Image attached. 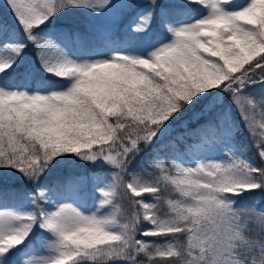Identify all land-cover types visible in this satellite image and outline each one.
I'll use <instances>...</instances> for the list:
<instances>
[{
	"label": "snow or ice",
	"instance_id": "obj_1",
	"mask_svg": "<svg viewBox=\"0 0 264 264\" xmlns=\"http://www.w3.org/2000/svg\"><path fill=\"white\" fill-rule=\"evenodd\" d=\"M4 4L23 39L10 38L0 21V182L19 176L33 187L26 207L0 210V264H20L22 249L45 235L47 254L23 264H264V209L237 207L256 191L264 195V0H129L128 38L86 58L44 30L71 28L54 21L71 11L114 10V0ZM182 11L189 18L174 23ZM157 20L165 35L153 41ZM32 46L62 87L39 92L15 83L28 72ZM224 99L259 163L231 143L229 114L218 115ZM193 123L199 147L223 144L220 158L164 153L173 131ZM142 156L150 180L130 171ZM81 163L113 170L91 212L56 202L41 183L60 165Z\"/></svg>",
	"mask_w": 264,
	"mask_h": 264
},
{
	"label": "trees",
	"instance_id": "obj_2",
	"mask_svg": "<svg viewBox=\"0 0 264 264\" xmlns=\"http://www.w3.org/2000/svg\"><path fill=\"white\" fill-rule=\"evenodd\" d=\"M149 0H140L141 4H147ZM167 2V0H164ZM237 3L243 2V0H236ZM138 11V10H137ZM196 14L192 12L191 15ZM190 13L188 11H182L174 14L171 20L174 22L179 18L188 19ZM133 17V10L130 9L123 13L120 17L112 19L108 22H97L88 10H76L67 14H61L57 18H54L56 25H68L72 27H52L45 29V33L50 35L53 39L60 40L61 42H69L70 50L73 54H77L79 50L84 53H89L93 50L103 48V46L110 39L124 40L128 38V25ZM0 21H7L9 28V36L12 39H23L19 27L16 25L13 16L7 9L3 0H0ZM165 35L164 29L161 27L159 20L156 21L155 26L152 29L153 41L162 39ZM36 48L32 46L27 55L28 72L24 76L16 80L15 83L21 87L27 88L30 91H51L57 90L62 87L65 81L49 76L43 72L40 64L36 58ZM257 100L260 99V90L256 89L253 93ZM229 114L227 121V127H230L233 131L231 137V143L236 148L245 152L246 156L251 158L254 162L259 163L257 156V149L254 146L255 142L250 134L240 124L237 110L232 106L230 99H224L222 101V108L219 114L223 112ZM219 123V120L216 121ZM200 127L193 123L190 127L184 126L176 128L171 137L166 141V147L164 153L167 155H180L187 159L185 150L187 147L200 142ZM218 130V135H219ZM214 147L223 153V144L217 142ZM148 156H142L137 158V161L130 166V171L141 177L143 180H150L148 175L151 169L148 167ZM113 170L109 166L104 168H91L83 163L79 165H60L56 170H53L50 174L46 175L41 183L43 186L53 189V198L65 197L72 192H76L84 201V205L88 206L91 202L92 190L90 179L101 176L105 173L111 174ZM130 177L126 176L125 179ZM32 182L26 181L19 176H13L7 182H0V206L22 208L27 206L26 194L32 189ZM145 199H151L150 194H143ZM121 208L125 213H130L128 201H118ZM237 207L253 208L257 211L264 209V195H261L259 191H256L254 195L248 196L240 201ZM145 225H142V227ZM139 238V237H138ZM146 240L160 241L159 237H145ZM28 250L22 249L21 254L18 257L20 264H23L24 253Z\"/></svg>",
	"mask_w": 264,
	"mask_h": 264
},
{
	"label": "rangeland",
	"instance_id": "obj_3",
	"mask_svg": "<svg viewBox=\"0 0 264 264\" xmlns=\"http://www.w3.org/2000/svg\"><path fill=\"white\" fill-rule=\"evenodd\" d=\"M4 1V0H3ZM114 2L119 4V7H117L114 10L102 12L101 14H93L95 20L97 22H108L112 19L120 17L123 13L130 10L126 4L129 2V0H114ZM132 2L140 3V0H132ZM139 11V10H138ZM10 12V11H9ZM196 15V14H194ZM185 20V18H179L175 22ZM56 42L68 53L75 56H80L83 58H86L87 54L78 51V53L75 55L70 50V44L69 42H61L60 40L55 39ZM42 92V91H39ZM48 92V91H46ZM199 143L193 144L192 146H189L186 148L185 153L187 155V159H195V157L200 156L202 158H220L223 153L218 151L214 146L210 148H201L199 147ZM111 174L105 173L101 176H98L96 178L90 179L91 184V190H92V198L91 202L88 206L84 205L83 199L76 193L72 192L68 194L65 197H55L53 198L56 202H67L72 203L74 206H79L86 212L95 211L96 207L98 206L99 200L101 199V195L98 192V188L102 187L105 183L108 182V179L110 178ZM8 208L13 209L12 207H0V210ZM103 211V210H102ZM50 237L48 235H45L43 237H38L36 240L33 241L31 245H29L28 250L24 253V260L28 259L29 257H35L39 258L43 255H46V248L45 245L48 242Z\"/></svg>",
	"mask_w": 264,
	"mask_h": 264
}]
</instances>
